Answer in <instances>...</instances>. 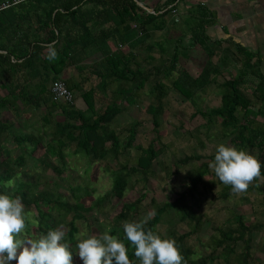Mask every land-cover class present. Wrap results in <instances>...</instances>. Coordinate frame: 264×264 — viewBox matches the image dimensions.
I'll return each instance as SVG.
<instances>
[{
  "label": "trees",
  "instance_id": "16d2710c",
  "mask_svg": "<svg viewBox=\"0 0 264 264\" xmlns=\"http://www.w3.org/2000/svg\"><path fill=\"white\" fill-rule=\"evenodd\" d=\"M4 1L10 0H0V4ZM176 1L166 0L150 8L153 14L148 13L145 0H22L0 11V194L21 197L33 221L26 228L27 237L38 238L62 225L73 263L83 264L76 253L79 238L75 226L76 221L83 220L89 231L82 238L108 231L125 243L130 261L140 264L123 224L147 218L145 230L174 239L183 264H252L251 235L264 224H247L234 210L221 225L214 224L194 211L196 199L209 193L217 201L235 197L231 186L224 185L209 168L216 151L207 157L188 154L174 160L171 168H164L165 179L175 176L179 167L207 159L199 163L173 199L159 205L152 199L144 202L147 183L157 173L154 167L162 165L159 117L170 90L194 104L196 94L211 86L219 88V106L196 109L191 117L206 118V125H201L204 133L217 123L228 146L244 151L254 148L264 177V125L256 121L261 111L254 106L255 101L264 100V81L259 75H254V84L249 79L256 72L253 58L241 50L222 48L217 42L209 45L201 20L186 27L174 41L171 34L179 27L171 23L164 39L156 40V32L164 31L173 17ZM185 35L186 48L181 43ZM195 47L206 59L193 76L184 62ZM50 49L56 52L51 60ZM152 51L158 52L157 61ZM214 57L217 63L212 62ZM179 58L183 60L181 68L177 66ZM229 68L234 75L218 84L217 78ZM173 72L176 76L172 79ZM56 80L71 93L73 106L52 100L49 86ZM146 85L150 88L144 112L149 116L152 136L145 148L136 145V153L129 155L141 123L134 121L119 129H110V125L128 108L139 105ZM3 113L10 114L16 123L3 121ZM21 115L35 118L28 133L21 130L27 126ZM38 148L52 163L51 176L57 181L64 177L67 159L79 158L85 162L86 174L97 165L108 174L109 191L85 204L83 198H62L57 192L58 182L17 178L26 157ZM120 157L124 158L121 162ZM35 161L43 173L48 170L41 160ZM134 191L138 194L135 199L124 200L126 193ZM110 210L115 213L108 223L96 222L90 230L84 213ZM150 211L154 215L150 216ZM164 224L162 235L158 227ZM206 224L211 233L201 242ZM194 241L202 244V254L196 255Z\"/></svg>",
  "mask_w": 264,
  "mask_h": 264
},
{
  "label": "rangeland",
  "instance_id": "374dc122",
  "mask_svg": "<svg viewBox=\"0 0 264 264\" xmlns=\"http://www.w3.org/2000/svg\"><path fill=\"white\" fill-rule=\"evenodd\" d=\"M173 34V33H172ZM168 35L165 37L167 39ZM170 37V36H169ZM156 40H163L164 35L155 36ZM175 40V39H172ZM164 42V41H163ZM166 42V41H165ZM155 50V49H154ZM153 57L157 61L159 57L158 52L152 51ZM190 52L187 55L190 56ZM199 55L194 57L193 64L190 60L184 62V66L187 71L195 76L200 70V67L205 61V55L199 49ZM183 60L179 58L177 66L181 68ZM223 76L217 78L218 84L221 83L225 78L233 76L234 72L232 69H228L224 72ZM176 72L171 74L170 78H175ZM149 85H146L143 91L139 95V105L136 107L128 108L121 116L117 117L110 129H119L124 126L130 125L134 121L141 123L137 128V132L132 143V148L128 151L129 155L136 153L134 146L139 145L141 148H145L148 140L152 136L150 131L151 125L148 122V115L144 112V107L149 100ZM248 87L246 89H249ZM219 95L220 89L216 86H211L204 90V92L198 93L195 96L194 104L185 101L180 95L169 91L165 98V109L163 114L159 117V134L161 136L160 142L164 146L160 156L161 166L154 167L156 176L151 178L147 183L144 190L146 199L144 202H148L152 199L156 204H161L165 201L171 200L174 197V193L181 189L183 182L193 175L195 168L200 162H206L207 159L187 165L185 167H179L175 176L165 179L163 172L164 168H171L172 162L179 159L183 155L197 154L201 156H209L213 154L220 144L228 146L227 140L222 137L221 129L216 123L209 127V130L204 133L202 124L207 123L206 118L194 117L191 115L196 109L205 111L206 109L216 108L219 106ZM106 100L103 99V103L106 104ZM3 121L10 122L11 124L16 123L14 118L7 113H3L1 116ZM20 119H25L26 125L21 128L22 132L28 133L31 131V127L34 124L35 118L29 116H20ZM58 119V118H57ZM206 134L207 136L205 137ZM204 147H201V143ZM11 146V142L8 147ZM157 148V146H155ZM246 152L256 155V150L246 149ZM15 155L17 152L13 151ZM43 150L38 148L31 157H26V163L23 169H20V174L17 176L24 180L34 181L37 179L39 182H47L51 184L53 181L58 182L59 188L57 192L67 201H74L75 198L82 199L85 204L93 200L97 195L105 194L110 188V178L108 174L103 172L99 165L91 167L90 171H85V162L79 158L67 159V169L64 172V177L61 180H56L54 176H51V165L52 163L45 158ZM13 155V156H15ZM35 160H41L48 168L43 173ZM124 158L120 157V162ZM132 165V164H130ZM210 178L206 176L205 179ZM72 188V191L70 189ZM74 188H78L75 190ZM86 188V190H83ZM93 190V193L91 192ZM215 190V188H214ZM213 190V191H214ZM138 194L134 192L126 193L124 200L131 201L135 199ZM197 202L194 204V211L196 213H202L204 216L209 218L212 223L220 224L226 221L232 210L242 214L247 224H256V222L264 224V177H260L253 181L246 192L236 195L234 198H229L226 201H217L214 199V195L209 193L205 196L198 197ZM115 202V201H114ZM114 211L110 210L108 213L96 214L94 211L84 213V216L89 220L91 224L90 230H93L94 225L97 223L107 224L109 218L114 215ZM152 212L150 211V214ZM166 224V223H165ZM165 224L159 226V230L162 235H165ZM87 222L79 220L75 222L77 227V238H82L87 235L89 228ZM221 225V224H220ZM209 224L204 226L203 233L200 235V241L205 242L208 235L211 233ZM195 253L200 255L203 252V246L197 241H194ZM251 247L253 251L252 264H264V228L258 232H254L251 235ZM15 264V262H12ZM76 264V263H73Z\"/></svg>",
  "mask_w": 264,
  "mask_h": 264
},
{
  "label": "clouds",
  "instance_id": "9594fccd",
  "mask_svg": "<svg viewBox=\"0 0 264 264\" xmlns=\"http://www.w3.org/2000/svg\"><path fill=\"white\" fill-rule=\"evenodd\" d=\"M55 56V50L50 49L48 59ZM209 168L236 195L246 192L261 177V162L256 156L225 144L217 147ZM30 222L32 218L26 214L21 197L0 194V264H73V251L62 225L46 235L29 238L25 232ZM146 223L147 218L123 224L126 239L134 246L140 264H183L176 241L146 231ZM76 249L83 264H133L125 243L108 231L77 239Z\"/></svg>",
  "mask_w": 264,
  "mask_h": 264
},
{
  "label": "crops",
  "instance_id": "0c3cea01",
  "mask_svg": "<svg viewBox=\"0 0 264 264\" xmlns=\"http://www.w3.org/2000/svg\"><path fill=\"white\" fill-rule=\"evenodd\" d=\"M165 1L145 0V5L150 9ZM197 20L204 22V33L209 45L211 42H217L222 48L228 47L232 52L237 49L251 55L256 72H253V77L250 76L249 79L254 84V75H259L264 81V0H177L175 13L169 18L166 29L156 32L155 35L168 33L167 29L174 23L179 27V31L173 32L171 38L176 39L186 27L192 26ZM187 38L188 35H185L181 41L185 48L188 46ZM199 49L195 47L189 51L191 54L188 55V60L192 64L194 57L199 55ZM200 51L202 52L201 49ZM212 62L217 63L215 57ZM254 106L261 111L256 121L264 125V100L255 101Z\"/></svg>",
  "mask_w": 264,
  "mask_h": 264
},
{
  "label": "built area",
  "instance_id": "2783aa9c",
  "mask_svg": "<svg viewBox=\"0 0 264 264\" xmlns=\"http://www.w3.org/2000/svg\"><path fill=\"white\" fill-rule=\"evenodd\" d=\"M20 1L22 0L4 1L0 4V11L8 8L9 6L15 5ZM147 11L148 13L153 14V11L151 9H147ZM172 13L174 15L175 10ZM49 94L54 101L61 102L68 106H73L74 104L71 93L66 89L64 83L60 80H56L51 83V85L49 86Z\"/></svg>",
  "mask_w": 264,
  "mask_h": 264
}]
</instances>
